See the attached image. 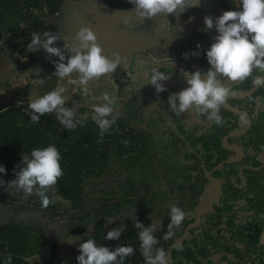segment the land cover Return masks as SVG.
Segmentation results:
<instances>
[{
	"label": "trees",
	"instance_id": "obj_1",
	"mask_svg": "<svg viewBox=\"0 0 264 264\" xmlns=\"http://www.w3.org/2000/svg\"><path fill=\"white\" fill-rule=\"evenodd\" d=\"M99 1L115 11L129 12L134 7L129 0ZM215 1L223 12L236 10L235 0ZM66 3L67 0H0V63L7 58L10 64L0 78V165L7 169L3 183L7 187V182L16 178L14 169L18 171L22 166L21 157L36 148L54 145L60 152L63 169V176L47 193L55 201L47 208L40 207L41 198L35 194L26 198L27 204L15 208L16 190L12 193V188H7L5 193L0 192L3 196L0 199V264H4L7 253L12 255L11 264H77L78 245L87 239L110 249L131 244L135 254L126 258L125 264H145L134 218L145 226L159 220L157 247L167 252L194 218L197 206L207 202V199L200 201L207 195L206 170L238 154L225 149L222 136L243 127L246 119L221 106L220 115L225 123L220 126L191 110L178 115L171 111L168 103L163 107L158 105L154 86L145 85L153 67L170 75L174 93L188 85L176 62L172 68L171 61L166 60L167 54L151 60L137 51L128 68L116 74L121 76L104 77L107 87L102 93L95 94L89 87V95L83 97L75 85H71V93H63L69 96L65 107L77 105L76 112L80 115L75 118L85 117L82 126L71 131L64 129L55 113L42 116L39 124L31 123L30 116L23 111L29 99L64 88V85L59 86V78L53 75L52 61L59 58L52 56L49 72L39 73L35 63L38 50L27 53L26 46L31 42L32 33L42 36L44 31L51 32V21L64 12ZM179 18L186 20L188 16L182 13ZM212 43L203 27L196 29L186 45V52L197 51L199 55H189L183 69L206 72L211 67L206 50ZM263 74L254 69L251 77L228 88L237 92L247 90L255 85L253 78ZM20 78H26L27 84L15 88L14 93L15 81ZM34 85L37 89H33ZM104 92L116 98L113 107L117 120L110 134L105 133L103 141L98 142L99 128L90 117L94 105L105 103ZM227 100L252 116L251 128L227 139L228 143L241 144L246 153L241 160L225 163L214 172L222 182V198L214 210L203 214L200 222L189 229L182 245L172 250L174 264H264V243H261L264 86L251 96ZM108 173L113 180L109 188H104ZM61 202L69 209L55 211ZM173 204L186 215L181 226L174 229L173 238L165 241L162 237L168 231L169 206ZM24 208L28 210L29 220L10 219L26 215L21 212ZM32 211H42L49 219L67 217L68 225L62 237L77 241L72 255L60 258L56 252L58 242H55L53 252L46 258H38L49 247L50 236L41 215L36 217ZM113 219L116 223L110 225ZM116 227L122 232L119 240H105L107 232ZM217 252L233 254L239 259L235 261L228 256L211 259Z\"/></svg>",
	"mask_w": 264,
	"mask_h": 264
},
{
	"label": "clouds",
	"instance_id": "obj_2",
	"mask_svg": "<svg viewBox=\"0 0 264 264\" xmlns=\"http://www.w3.org/2000/svg\"><path fill=\"white\" fill-rule=\"evenodd\" d=\"M129 3L134 5L131 12L137 18L154 19L157 16L168 17L169 14L179 18L187 9L199 7L201 0H129ZM240 3V11L226 10L215 20L211 16L204 17L206 27L203 29L207 31L215 27L218 33L206 50L207 61L211 67L206 72L181 69L180 74L188 86L168 97L167 103L173 113L180 115L191 110L197 115L205 116L209 122L223 126L225 120L220 115V108L228 98L230 89L218 77L223 76L235 82L251 77L254 69L264 73V0H240ZM61 36V32L44 31L42 36L32 33L26 51L32 53L42 47L49 58L58 57L57 61H52L55 65L53 75L77 86L83 97L89 95V86L93 80H99L106 75L112 76L117 67L122 65L120 54L114 53L110 57L104 53L97 42L96 33L88 25L78 28L74 37L77 43L74 45L68 43V38L63 36V48L52 46ZM199 47L198 44L197 48ZM66 51L70 55L66 56ZM189 55L198 56L199 52H186L185 59ZM171 63L173 68L175 62L171 60ZM169 77L170 75H165L164 72L158 71L157 67H153L145 85L151 84L156 92L160 93L166 90L161 81ZM253 84L264 86V76H255ZM65 91L62 87L38 97H31L27 107L23 109L30 116L31 123L39 124L42 116L55 113L56 119L64 129L71 131L77 126H82L85 117L75 118L77 105L65 107V102L69 99V96L63 95ZM102 99L105 103L94 105L90 117L99 128L98 142L103 141L105 133L110 134L117 120L113 107L116 98L104 93ZM60 161V152L54 145L33 149L30 154L21 157L22 166L18 171L14 169L16 178L7 182V188L22 192L25 198L37 195L41 198V206L47 208L50 203L55 202L47 193L56 185L58 178L63 176ZM6 171L7 169L0 165V173ZM169 209L170 223L168 231L162 237L165 241L173 238L174 229L181 226L186 215L178 205H170ZM134 222L135 227L139 229L137 236L145 264H169L166 250L157 247L159 240L154 235L157 226H145L136 217ZM121 235L120 228L116 227L107 232L105 240H119ZM78 250L77 264H125L126 258L135 254V248L131 244L110 249L106 245L97 246L92 239L81 241ZM11 262L12 255L7 253L4 264Z\"/></svg>",
	"mask_w": 264,
	"mask_h": 264
},
{
	"label": "rangeland",
	"instance_id": "obj_3",
	"mask_svg": "<svg viewBox=\"0 0 264 264\" xmlns=\"http://www.w3.org/2000/svg\"><path fill=\"white\" fill-rule=\"evenodd\" d=\"M222 13L223 11L219 8L215 0H201L199 7H193L192 9L189 8L183 13L188 16L186 20L177 18L174 14H169L168 17L157 16L154 19H141L135 17L131 10L129 12L115 11L103 5L99 0H67L64 12L50 23L52 33H62L61 38L54 41L52 46L63 48L65 44L63 36L68 38V43L74 45L77 43L74 37L78 28L81 25H88L96 33L98 37L97 42L106 55L111 57L114 53H118L122 58V65L117 67L112 76L106 75L108 78L121 76L116 74H121L128 68L132 60V55L137 51H142L143 55L149 56L151 60L167 54V61L173 60L181 69H183V67L186 68L185 64L188 61L187 59L184 60V53L186 52V45L189 42L190 36L193 35L196 29L206 27L204 25L205 16H211L213 20H215V18ZM174 27H176L175 31ZM206 32L208 41L214 42V38L218 35L215 27L208 29ZM174 54H177V56ZM65 55L67 56L69 53L66 51ZM51 59L52 57L49 58L47 52L42 47L38 49L35 63L39 73L49 72L51 68ZM8 62L7 58H3L1 61L0 78H3L4 73L9 70L8 66H10V64ZM188 70H190V68ZM21 72L25 73V71ZM26 76L28 77V75ZM106 76L101 77L99 80H93L89 86L91 89L90 91L95 94L102 93L107 87V85L104 84V77ZM218 78L226 87L232 86L238 82L229 81L223 76H219ZM20 79V81H15V86L12 92L15 93L16 89L27 84L26 78ZM161 83L166 90L157 93L156 102L163 107L167 104L168 97L174 93L175 85L171 79L161 81ZM61 85H64L66 94L71 93V84H68L67 80L63 82L59 78V86ZM33 89H37V87L34 85ZM30 94L34 95V92H30ZM75 115H80V113L75 112ZM2 178H4V174L0 173V184H3L0 185V192L5 193L7 187L3 183ZM105 180L107 184L104 185V188H109L111 186L110 182L113 180L112 175L108 173L105 176ZM118 181L119 180H116V182ZM92 188L93 187H91V190ZM13 191L14 189L12 188L11 192L13 193ZM16 196L17 200L14 201L15 208L20 204H27L26 198L22 192L16 191ZM97 196L99 197L100 194ZM2 197L3 196H0V199H2ZM54 198L57 199L56 197ZM205 200L206 196L201 198L200 201L205 202ZM96 205H99V203H96ZM68 209L69 206L66 203L61 202L54 210L65 212ZM23 211L26 215L20 214V216H12L10 219L13 218L17 221L29 220L27 214L28 210L26 208H24V210L21 209V212ZM32 212H34L36 217L37 215H41V222L48 228L50 236L49 247L42 252L38 258H46L51 252H53V246L56 244L55 242H58V245H56V252L60 258L72 255L78 244L77 241H71V238L62 237V234L66 231L68 225L67 217L49 219L42 211ZM114 223H116L115 219L110 222V225H113ZM153 224L157 226V230L154 233L156 236L160 227L159 220H156ZM261 239L264 241V228L261 233ZM222 264L227 263L223 262Z\"/></svg>",
	"mask_w": 264,
	"mask_h": 264
},
{
	"label": "water",
	"instance_id": "obj_4",
	"mask_svg": "<svg viewBox=\"0 0 264 264\" xmlns=\"http://www.w3.org/2000/svg\"><path fill=\"white\" fill-rule=\"evenodd\" d=\"M235 1H236V11L242 10V4L240 3V0H235ZM262 76H264V74ZM260 87L261 86L254 85L253 87H251L247 90L238 91V92L237 91H230L227 99H229V98L240 99V98L251 96L252 94L256 93ZM227 99L223 103L222 107H224L225 109H228L229 111H232L236 114H240V115L244 116L246 119V123L243 127L239 128V129L231 130V131L227 132L226 134H224L221 138V143L225 147V149L236 151L238 154L236 156H233V157H228V158L222 159L221 161L218 162V164L214 168L206 170L205 175L207 178V185H206V187H207V195H206L207 202L200 204L196 208V210L194 212V218L185 225L181 235L177 239H175L174 242H172L170 244L169 249L167 250V258L169 260V264H174V259L172 257V250L174 248L182 245L184 239L188 237L189 229L191 227L196 226L200 222L201 216L203 214H205L211 210H214L215 205L218 204L222 198V193H223L222 182H221L219 177L214 175V172L216 170H219L225 163L239 161L242 158H244V156H245L246 152H245L244 147L241 144H239V143H228L227 139L230 136L245 133L249 128H251L252 123H253V119H252L251 114L247 110L235 106L234 104L230 103ZM246 212H248V211H244V213H246ZM239 215H241V213ZM236 244L239 247H243V244H241V243H236ZM223 256H228V258L236 260V258L232 254L223 253V252H217L215 254H212L210 256V258L216 259V258L223 257Z\"/></svg>",
	"mask_w": 264,
	"mask_h": 264
},
{
	"label": "flooded vegetation",
	"instance_id": "obj_5",
	"mask_svg": "<svg viewBox=\"0 0 264 264\" xmlns=\"http://www.w3.org/2000/svg\"><path fill=\"white\" fill-rule=\"evenodd\" d=\"M244 212V211H243ZM240 214V213H239ZM241 215H242V213H241ZM241 215H239V216H241ZM223 225H225L224 223H222ZM237 243H239V242H237ZM233 255V254H232ZM234 256V255H233ZM235 258H236V260L235 259H233V260H235V261H237L239 258L238 257H236V256H234ZM229 264V263H228Z\"/></svg>",
	"mask_w": 264,
	"mask_h": 264
},
{
	"label": "crops",
	"instance_id": "obj_6",
	"mask_svg": "<svg viewBox=\"0 0 264 264\" xmlns=\"http://www.w3.org/2000/svg\"><path fill=\"white\" fill-rule=\"evenodd\" d=\"M225 263H227V264H228V262H225Z\"/></svg>",
	"mask_w": 264,
	"mask_h": 264
}]
</instances>
